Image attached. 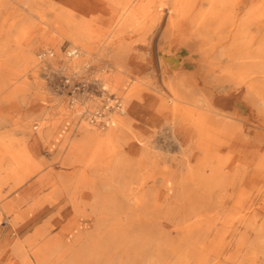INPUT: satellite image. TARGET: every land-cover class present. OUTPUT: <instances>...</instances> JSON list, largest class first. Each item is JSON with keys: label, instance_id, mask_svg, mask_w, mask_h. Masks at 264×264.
Wrapping results in <instances>:
<instances>
[{"label": "rangeland", "instance_id": "obj_1", "mask_svg": "<svg viewBox=\"0 0 264 264\" xmlns=\"http://www.w3.org/2000/svg\"><path fill=\"white\" fill-rule=\"evenodd\" d=\"M76 1L4 0L0 6V46L9 41L7 55L0 56V68L12 58L8 71L18 72L7 77L10 87L0 90V207L6 209L0 208V264H40L33 250L46 243L51 246L44 264H172L186 253L194 264L212 259L213 246L207 237H212V229L228 206L210 205L198 194L190 196L191 185L184 178L196 164L197 155L189 150L187 139L162 123L160 112L170 105V99L157 54L171 40L166 35L168 20L150 21L141 30L129 27L114 42L118 28L114 20L119 16L100 14L95 29L91 27L93 39L87 43L91 53L80 65L67 66L61 58L51 63L53 56L42 61L39 54L44 51L50 50L57 57L56 48L46 45L50 35L56 36L67 61L75 58L68 56L69 48H78L80 54V46L51 25L59 11L74 10ZM85 1L78 0L82 8ZM169 2L164 12L171 9ZM117 9L122 10V6ZM5 16L7 20L2 22ZM22 26L28 33L24 41L17 39ZM21 49L33 55L35 63L26 66L16 60L17 55L22 58L17 52ZM178 56L184 59L188 51L182 49ZM123 59L125 63L136 62L135 68L146 64L141 76L151 83L139 98L129 101L109 82V89L105 88L104 78L111 79L116 72L113 64ZM18 84L24 86L22 93L6 99L8 91ZM216 94L228 96L226 105L238 110L236 92L229 86ZM116 100L125 108L122 117L136 137L134 141L117 139L125 162L111 158L108 165L100 155L103 162L89 163L92 151L101 148L89 138L104 137L112 122L105 117L120 112L114 107ZM98 110H104V117L95 122L91 116ZM48 123L54 129L51 138L35 142L42 124L47 128ZM23 147H28L35 164L16 165L13 156ZM4 149H9L10 156ZM34 169L27 180L18 183L24 172ZM262 221L259 218L258 224ZM238 230L235 237L227 238L218 257L225 264H264L262 249L255 263L249 261L255 232H247L243 226ZM241 237L243 243L237 245ZM17 243L29 254L26 263L15 252Z\"/></svg>", "mask_w": 264, "mask_h": 264}, {"label": "bare ground", "instance_id": "obj_2", "mask_svg": "<svg viewBox=\"0 0 264 264\" xmlns=\"http://www.w3.org/2000/svg\"><path fill=\"white\" fill-rule=\"evenodd\" d=\"M76 2L74 10L59 11L51 25L62 36L79 45L80 54L72 61H67L59 49V42H55L56 36L50 35L46 38L49 40L46 45L55 47L57 56L53 55L49 60L51 63L61 58L67 66L76 67L87 59V53H91L87 43L94 36L91 27L94 28L100 14L114 13L119 16L117 21L114 20L118 25L114 42L119 41L129 27L141 30L150 21L168 20L166 35L171 40L165 48H159L157 54L158 68L162 77L166 76L164 88L170 99V105L160 112L162 123L172 127L181 139H187L189 150L197 155L196 164L189 168L184 178L191 185L190 196L198 194L210 205L228 206L222 219L212 229V237H207L211 239L214 257L198 264H225L218 257L220 250L227 244L229 236L235 237L241 226L247 232L254 231L256 234L249 260L255 263L258 250H264V0H160L157 5L156 0H86L84 8L78 0ZM168 2L172 7L164 12ZM3 3L4 0H0V6ZM155 5L156 9H152ZM117 6H122V10H118ZM95 9L98 11L94 12ZM78 14L81 15L79 19L75 18ZM6 18L3 17L1 21L5 22ZM25 32L26 27L22 26L17 39L24 41L25 34H28ZM8 43L4 41L0 46V56L7 55ZM182 49L188 51V57L184 59L178 56ZM17 52L22 54V58L17 55L16 60L25 62L26 66L35 63V57L26 49ZM11 60L6 59L0 68V90L10 87L8 76L18 75L17 71H8L7 65ZM115 64V75L109 80L104 78L105 88L109 89L110 84L124 93L127 101L139 98L150 88L151 83L141 76V71L147 69L146 64L143 68L139 65L135 68L136 62L128 60L125 63L124 59ZM154 72L151 74L154 75ZM200 84L204 87L200 88ZM226 86L236 92V101L239 103L237 111L226 105L228 96L216 94L217 90ZM23 87L21 84L16 85L5 98L17 97ZM125 112V108H121L120 112L106 114V121L111 119L112 124L104 137L99 139L95 135L90 136L89 139L99 143L101 148L92 151L89 163L103 162L100 155L106 158L108 165L111 158H116L117 163L125 162L120 156L121 147L117 139L136 137L122 117ZM108 116L110 119H107ZM42 125L43 129L36 134L35 142L49 140L54 132L49 123L47 128L46 124ZM34 128L38 129L39 126ZM4 150L10 156L9 149ZM13 157L16 165L35 164L28 147H23ZM33 171L35 169L24 172L17 179L18 183L27 180ZM94 207L97 209L96 205ZM0 208L6 210L5 207ZM259 218L263 220L260 225ZM242 241L243 237L237 241V245ZM50 246L46 243L33 250L40 264L46 262ZM15 252L25 263L28 261L29 254L22 244L17 243ZM172 264L194 263L190 254L186 253L178 255Z\"/></svg>", "mask_w": 264, "mask_h": 264}, {"label": "built area", "instance_id": "obj_3", "mask_svg": "<svg viewBox=\"0 0 264 264\" xmlns=\"http://www.w3.org/2000/svg\"><path fill=\"white\" fill-rule=\"evenodd\" d=\"M68 56L69 57H77L78 55H79V49L78 48H75V47H73V48H70L69 50H68ZM54 55V53L52 52V51H50V50H48V51H44V52H41L40 54H39V58L42 60V61H45L47 58H50V57H52ZM116 103H115V105H114V107H116L117 109H120L121 110V103L119 102V100H116L115 101ZM109 107H110V104L109 105H106L105 106V110L106 109H109ZM92 118V120L93 121H101L102 120V118L104 117V110L102 111V110H98V111H96V112H94L93 114H92V116H91Z\"/></svg>", "mask_w": 264, "mask_h": 264}]
</instances>
